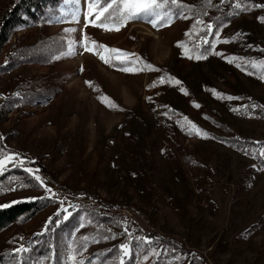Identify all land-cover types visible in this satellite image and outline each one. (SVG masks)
Segmentation results:
<instances>
[{
  "label": "rangeland",
  "instance_id": "374dc122",
  "mask_svg": "<svg viewBox=\"0 0 264 264\" xmlns=\"http://www.w3.org/2000/svg\"><path fill=\"white\" fill-rule=\"evenodd\" d=\"M17 1L0 0V25ZM236 2L178 0L155 28L142 16L105 31L89 23L88 0H58L12 33L0 153L15 159L0 208L46 204L0 233V264H18L17 249L43 234H57V264H264V79L252 66L264 61V0ZM223 14L233 19L215 32ZM85 37L134 55L110 66ZM15 49L29 61L6 66Z\"/></svg>",
  "mask_w": 264,
  "mask_h": 264
},
{
  "label": "trees",
  "instance_id": "16d2710c",
  "mask_svg": "<svg viewBox=\"0 0 264 264\" xmlns=\"http://www.w3.org/2000/svg\"><path fill=\"white\" fill-rule=\"evenodd\" d=\"M58 2V0H57ZM56 0H18L16 5L5 12L3 22L0 25V56L3 48L12 41L11 35L14 31L25 28L29 25L30 20L34 19L38 10H41L50 4L57 3ZM105 0H98V4H103ZM89 8V0H88ZM233 19L231 14H223L220 17H211L214 31H219L223 26L228 24ZM118 21V20H117ZM115 21V22H117ZM14 46V45H13ZM16 52V53H15ZM11 59L7 60L6 66L11 65L12 62L18 64L28 62L30 55L21 49H15L12 51ZM18 59V60H16ZM5 66V67H6ZM16 100L26 104L33 102V95L28 93H20L15 96ZM225 142H232L235 139H223ZM253 144V143H251ZM43 201H34L26 203H18L7 208H0V233H2L8 226L14 224L17 221H30L41 210L44 209ZM84 213L87 218H91L92 221L102 218V216L91 215V210L86 208ZM51 234V233H50ZM57 234H51L47 236L43 234L42 237L33 238L31 243L26 244L27 251H24L21 255V260H18V264H57L59 259V250L57 244ZM93 255L91 254V259ZM17 260V258L15 259Z\"/></svg>",
  "mask_w": 264,
  "mask_h": 264
},
{
  "label": "snow or ice",
  "instance_id": "6c2138e0",
  "mask_svg": "<svg viewBox=\"0 0 264 264\" xmlns=\"http://www.w3.org/2000/svg\"><path fill=\"white\" fill-rule=\"evenodd\" d=\"M78 2V0H76ZM212 0H206L207 4H211ZM98 0H89V8H88V15L91 16L93 13H95V21L90 20L89 23L92 24L94 27H100L103 28L105 31H119L122 26H125L129 21L139 19L142 16H152L154 19L150 21L152 23V26L155 28L158 26L160 20L164 19V16L162 15L161 11L162 9L166 8L169 5L172 6H179L183 7L182 5H179L178 0H105V5L102 8H98ZM115 6V7H114ZM234 7L236 9L241 10H247L246 8H241V3L239 0L235 3ZM110 9H113L112 12H109ZM105 13H109L108 16L104 19L101 23H96V21H101L102 17H105ZM169 20H171V16L169 15ZM181 18L183 17L181 14ZM262 22H264V17L260 18ZM119 21V23H116L115 21ZM197 23H202V21H197ZM208 31H212V25H208ZM181 46V45H178ZM82 47L85 49V51H92L93 54L98 55L99 58L105 63L110 65V59L115 58L120 60L121 63L124 62V60L128 59L131 55L134 54H128L123 53L121 50L118 49H109L105 45H99L95 41H88L87 37L84 38V42L82 43ZM102 50V52L100 51ZM102 53H111L114 54L113 56H107ZM189 58H192L189 56ZM197 59H200L202 57L197 56ZM229 63H232V60L228 61ZM133 63H138V61H133ZM112 66V65H110ZM253 67H257L261 69V75L260 79H264V61L258 62V63H252ZM147 67H151L148 65ZM120 71L124 72H130L135 71L133 68H120L118 69ZM163 82V81H161ZM91 86V82H86ZM176 83H179L178 81ZM154 86V85H153ZM101 102H104L106 98H100ZM229 99H232L229 97ZM110 107L115 108L116 106L114 104L107 105ZM255 107V106H254ZM190 128L189 132L190 134L192 131H195L196 135H202L199 129L196 128L195 125L191 124L189 122ZM257 154L253 153V156L255 157ZM258 155L261 158H264V148L260 149ZM15 157L13 155H9L7 153H0V174L3 173L4 168L7 163L13 162ZM26 172L32 173L31 169H25ZM37 180H39V177H36ZM41 186H43V182L41 181ZM14 190V189H13ZM47 191H50V189H46ZM67 219V217H65ZM85 240H87V237H84ZM27 251L25 248L17 249V252H24ZM121 252L123 255L128 256L130 253L129 246L127 244H124L121 246ZM123 264V262H121Z\"/></svg>",
  "mask_w": 264,
  "mask_h": 264
},
{
  "label": "built area",
  "instance_id": "2783aa9c",
  "mask_svg": "<svg viewBox=\"0 0 264 264\" xmlns=\"http://www.w3.org/2000/svg\"><path fill=\"white\" fill-rule=\"evenodd\" d=\"M3 96H4L3 94L0 95V97H3Z\"/></svg>",
  "mask_w": 264,
  "mask_h": 264
}]
</instances>
